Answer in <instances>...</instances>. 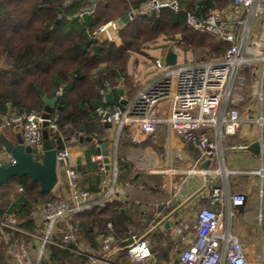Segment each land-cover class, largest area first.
Wrapping results in <instances>:
<instances>
[{
  "label": "built area",
  "instance_id": "obj_1",
  "mask_svg": "<svg viewBox=\"0 0 264 264\" xmlns=\"http://www.w3.org/2000/svg\"><path fill=\"white\" fill-rule=\"evenodd\" d=\"M202 0H195L186 13L188 25L198 31L208 33L229 43L224 56L207 61H186L175 65L165 63L164 54L154 58L156 73L130 97L122 102L98 106L95 114L106 128V137L110 149L109 166L104 156L98 152L92 160L98 165L101 176L99 190L91 191L82 185L77 162L66 142L59 126V110L56 105L48 117L35 110L14 112L4 116L2 126L21 134L26 145L32 148L33 158L42 161L44 155V129L57 149L58 174L65 176L66 193L57 194L33 206L36 222L34 231L19 226L16 213L0 217V228L24 233L31 239L29 244L14 238L9 242L14 253V264H41L51 259L50 246L69 251L72 259L81 260L78 264H264L263 252L251 260L245 245L233 232L231 221L232 208L243 204L245 192L230 193L217 186L213 189L209 204L200 206L191 217H180L177 213L184 207L180 202L179 190L164 202L157 203L159 210L149 227L140 233H133L126 245H121L115 236L114 225L107 222L106 228L98 232L95 246L79 238V229L72 222L74 217L94 206H102L112 201H124L128 196V182L119 180L118 143L124 129L132 130L135 137L154 135L160 125H165L184 142L199 151L194 165L184 174L203 176L208 182L216 176H222L224 183L229 177L239 174L256 175L260 178V197L264 196V165L258 169L240 170L225 164L223 144L234 135H243L246 126L256 129L254 141L264 145V0H228L224 7L218 5L203 6ZM181 0H145L138 7L128 11L130 18L136 16L158 15L168 8L177 13L181 10ZM121 26L118 19L109 20L87 34L94 40L120 41ZM254 80L252 93L254 104L244 113L232 106L233 89L244 67ZM112 87L101 90L103 100L111 94ZM62 89L56 90V95ZM47 126H43V122ZM246 145H233L243 149ZM261 154L264 156V152ZM207 159L208 168L199 167ZM12 152L0 145V163L4 166L14 164ZM22 190V188H20ZM229 195L227 202L223 199ZM188 203V202H186ZM164 208L170 210L164 214ZM226 209V210H224ZM258 219H263L260 212ZM169 237L173 249L169 257L159 258L153 250L151 234L162 222H168ZM164 230V231H167ZM8 244V245H9ZM19 246L16 253V247ZM165 247L167 245H164ZM9 249V248H8ZM126 254L127 262L121 260Z\"/></svg>",
  "mask_w": 264,
  "mask_h": 264
},
{
  "label": "trees",
  "instance_id": "obj_2",
  "mask_svg": "<svg viewBox=\"0 0 264 264\" xmlns=\"http://www.w3.org/2000/svg\"><path fill=\"white\" fill-rule=\"evenodd\" d=\"M70 1L0 0V117L11 111L35 110L43 114L46 106L43 97L53 98L61 88L56 107L65 139L58 144L61 147L63 142L68 144L73 138L79 139L80 134L84 136L88 147L80 172L84 176L82 185L97 192L101 176L92 156L98 153V140L106 137L107 127L95 114V108L109 105L101 93L109 85L116 103L132 96L141 86L134 91L136 82L127 70L132 54L144 52L148 42L160 36L175 39L179 34L175 40L181 49L192 50L199 57L197 61H207L212 60L209 57L222 58L229 43L188 25L186 13L195 0H181L182 7L177 13L165 8L158 15L134 17L120 29V45L91 39L87 31L121 18L129 7H138L145 0H99L93 6L86 0ZM227 1L202 0L200 3L224 7ZM120 84L122 87L118 88ZM232 106L238 108L234 103ZM77 133L80 136L76 137ZM122 134L128 136V129ZM130 166L118 158L120 181L141 179ZM139 186L135 185L142 192L143 187ZM54 195V190L43 193L39 182L27 175L12 177L0 186V217L16 213L19 226L34 231L33 206ZM126 204L115 200L77 214L72 222L79 229L80 240L95 246L96 234L104 231L109 221L121 245H126L131 234L145 231L153 219L150 217L144 222L141 213ZM8 230L4 228V233L0 232V239L4 238L0 241V264L5 260L2 246H8V242L3 234ZM17 234L14 232L10 239L17 238ZM151 240L159 258L169 257L174 245L168 231L156 229ZM50 251L51 259L41 264H78L81 261L72 259L69 251L57 246H50ZM121 257L125 258L126 254L122 253Z\"/></svg>",
  "mask_w": 264,
  "mask_h": 264
},
{
  "label": "crops",
  "instance_id": "obj_3",
  "mask_svg": "<svg viewBox=\"0 0 264 264\" xmlns=\"http://www.w3.org/2000/svg\"><path fill=\"white\" fill-rule=\"evenodd\" d=\"M162 54L164 53L160 55ZM150 78L142 80L141 85ZM119 87H122V84L118 85ZM3 119V116L0 117V135L15 142L18 135L21 134L11 128L3 127ZM130 131L134 138H136L135 133L132 130ZM252 133L255 134L256 129L252 126H246L243 130V135H234L225 140L223 144V156L225 164L228 167L240 170H252L264 165V156L261 153L256 155L251 151L232 147L233 145L239 146L254 142V135ZM80 135L79 139H71L68 142V146L75 161L77 162L80 158L83 165L85 163V150L88 147V143L84 141V136L82 134ZM130 135L129 133L128 136ZM148 137L140 135L136 139L142 143ZM150 138L153 139L154 146H148L150 150L142 154V159L140 157L136 159L137 161H142V163H137L138 166L132 159L129 161L130 159L128 160V157L125 155V162L131 165V169L135 168L134 170H136L138 167L142 171H137V173L143 180L142 183L141 179H136L134 182L128 179L121 181L130 184L128 196L125 200L127 207H133L134 210L139 211L143 217L142 220L146 222L150 217L153 219L155 214L161 210V205L157 207L156 204L164 203L180 187L179 198L184 207L181 208L177 215L181 217L184 214L187 218L191 217L200 206L209 204V197L213 189L217 186L224 188L229 194L243 191L246 194L242 202L243 204L240 207L236 206L232 208L234 211V217L231 221L232 230L245 245L247 254L251 260H254L258 254L262 253L264 248V196L260 197L259 194L260 178L256 175L249 174L233 175L229 177L228 183L225 184L222 176H216L210 182L200 175L186 176L183 171L194 165L195 160L199 157V151L191 144L184 142L165 125H160L157 132L151 135ZM135 146L141 145L135 144ZM234 152L245 155L243 162L228 163L227 157ZM206 161L207 159L199 167L204 168ZM131 163L135 165L132 167ZM96 174L95 172L94 175ZM80 176L83 180L84 176L81 173ZM136 184H140L139 188L143 187L142 192L136 189ZM145 187H148V189H145ZM132 189L135 193L132 192ZM54 192L57 194L66 193L63 172L59 173V181L54 188ZM228 196L224 194L223 199L225 202H227ZM169 210V208H164V214ZM260 212L263 214L261 221L258 219ZM169 224V221L162 222L158 229H170L168 227Z\"/></svg>",
  "mask_w": 264,
  "mask_h": 264
},
{
  "label": "rangeland",
  "instance_id": "obj_4",
  "mask_svg": "<svg viewBox=\"0 0 264 264\" xmlns=\"http://www.w3.org/2000/svg\"><path fill=\"white\" fill-rule=\"evenodd\" d=\"M131 7H129L125 12H128ZM119 19V18H118ZM106 23V22H105ZM119 36V35H118ZM180 35H176L175 39L179 38ZM172 38L171 36H160L153 42H148L146 45V48L144 52L142 53H135L132 54L129 62H128V72L134 77V80L136 81V87L134 91L139 87V85L142 83V80H147L148 78L152 77L156 71L153 68V62L154 58L159 56L161 53H164L170 46L174 47V49L178 53V61L179 62H186V61H192V60H199V57L192 51V50H184L181 49L178 44L176 43V40ZM117 40L120 41V44L122 41L120 40V37H117ZM105 41V40H103ZM107 41V40H106ZM109 41V40H108ZM119 44V45H120ZM214 57H209L208 59H213ZM139 75V76H138ZM141 77V78H140ZM254 91V80L248 75V67H244L240 70V73L238 74L235 87L233 89L232 93V99H234V104L238 105V108L244 113L245 109L249 106H253L254 99L252 96V93ZM129 131V130H128ZM131 135L126 136L127 134H122L119 138L118 143V158L120 160H125L126 156L128 157V160L131 161V159L134 161V163H142L140 160H136L140 157L142 159V154L145 151H149L150 147L148 146H154L153 145V139L148 137L144 142H140L138 139L134 138L131 131L129 132ZM134 144V145H133ZM141 145V146H135ZM153 149V148H152ZM155 150V149H154ZM126 155V156H125ZM245 155L234 152L231 153L227 157L228 163H240L243 162ZM132 164V167L135 165ZM138 166V164H137ZM132 168L133 171H141L137 167ZM142 172V171H141ZM128 181V180H127ZM132 192L135 193L132 189ZM0 232H3V229L0 228ZM4 233V232H3ZM14 231L8 230L5 231L4 237L6 238V242H11L10 237L13 235ZM10 234V235H9ZM10 236V237H9ZM1 239H4L3 236ZM0 239V241H1ZM17 239L19 240L18 245L21 246V243L29 244L31 242V239L28 235L24 233H18ZM83 241V240H82ZM167 245V242H163V246ZM19 246L16 247V253L18 252ZM4 248V255L5 260L1 261L4 264H14V253L9 252L10 251V244L8 246L4 245L2 246ZM9 248V249H8ZM122 262H126V259L124 257H121Z\"/></svg>",
  "mask_w": 264,
  "mask_h": 264
},
{
  "label": "water",
  "instance_id": "obj_5",
  "mask_svg": "<svg viewBox=\"0 0 264 264\" xmlns=\"http://www.w3.org/2000/svg\"><path fill=\"white\" fill-rule=\"evenodd\" d=\"M80 0H71L70 3H74ZM93 6L99 0H86ZM131 20L128 12L124 13L121 18L118 19V22L121 28H124L126 23ZM165 63L169 66L175 65L178 60V53L174 47L170 46L164 55ZM45 101V111L43 117H48L53 110V107L57 104L59 96L53 98L44 96ZM107 102L111 105L114 101L112 95L109 94L107 97ZM106 127H109L110 124L106 123ZM43 126H47V122H43ZM44 155L42 161H37L33 158L32 148L29 145H26L22 139L21 135H18V138L15 142L6 138L3 135H0V142L5 146L12 154L14 155L16 162L14 164L4 166L0 163V186L6 184L12 177H22L29 176L32 180L38 181L40 184L41 191L43 193L52 192L59 181L58 174V165H57V149L54 146L53 141L49 138L48 132L44 129ZM79 136V133L76 134V137ZM87 140H91V137H86ZM243 149L251 151L252 153L259 155L262 151L264 152V145L258 141H254L249 145L245 146ZM98 152H101L104 156V162L109 166L110 161V149L108 147V140L99 139L97 145ZM209 161L207 160L204 163V168H208ZM77 169L79 172L82 171L81 159L77 160ZM208 184V183H207ZM240 207L241 204L237 203Z\"/></svg>",
  "mask_w": 264,
  "mask_h": 264
}]
</instances>
